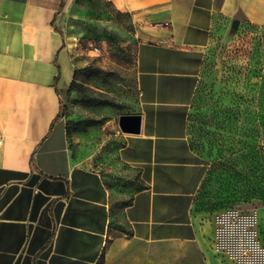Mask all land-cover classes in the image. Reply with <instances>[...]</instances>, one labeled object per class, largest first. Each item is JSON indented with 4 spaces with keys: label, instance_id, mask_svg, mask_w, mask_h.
Instances as JSON below:
<instances>
[{
    "label": "crops",
    "instance_id": "0c3cea01",
    "mask_svg": "<svg viewBox=\"0 0 264 264\" xmlns=\"http://www.w3.org/2000/svg\"><path fill=\"white\" fill-rule=\"evenodd\" d=\"M65 1L0 0V264H264L212 244L186 136L207 45L234 20L264 25V0H109L139 38L140 129L119 153L140 187L122 207L59 117L60 87L82 66L59 24Z\"/></svg>",
    "mask_w": 264,
    "mask_h": 264
},
{
    "label": "rangeland",
    "instance_id": "374dc122",
    "mask_svg": "<svg viewBox=\"0 0 264 264\" xmlns=\"http://www.w3.org/2000/svg\"><path fill=\"white\" fill-rule=\"evenodd\" d=\"M59 16L62 33L82 62L72 81L60 87L67 142L75 157L110 176L112 187L124 194L122 207L140 187L137 173L120 159L127 133L118 125L119 115L138 107L139 38L129 15L109 0H67ZM186 123L202 170L193 209L209 223L212 244L236 258H264V216L257 213L264 207V25L243 23L235 31L214 33ZM237 161L241 181L228 168ZM235 184L246 203H228Z\"/></svg>",
    "mask_w": 264,
    "mask_h": 264
},
{
    "label": "water",
    "instance_id": "95a60500",
    "mask_svg": "<svg viewBox=\"0 0 264 264\" xmlns=\"http://www.w3.org/2000/svg\"><path fill=\"white\" fill-rule=\"evenodd\" d=\"M237 20L231 24V31L237 27ZM141 117L137 113L121 114L118 118V125L122 132L125 133H138L140 129Z\"/></svg>",
    "mask_w": 264,
    "mask_h": 264
},
{
    "label": "trees",
    "instance_id": "16d2710c",
    "mask_svg": "<svg viewBox=\"0 0 264 264\" xmlns=\"http://www.w3.org/2000/svg\"><path fill=\"white\" fill-rule=\"evenodd\" d=\"M237 165H239V162L237 161L236 163H232V166L228 167L233 173H235V175L237 176V179H239V181H241L242 174L240 171H237L234 167H236ZM225 168H227V166H224ZM260 201L261 204H264V193H261L260 196ZM246 196L243 195L240 191V185L235 184V188L233 191V194L230 195L228 203H231L233 205H239V204H243L246 203Z\"/></svg>",
    "mask_w": 264,
    "mask_h": 264
},
{
    "label": "built area",
    "instance_id": "2783aa9c",
    "mask_svg": "<svg viewBox=\"0 0 264 264\" xmlns=\"http://www.w3.org/2000/svg\"><path fill=\"white\" fill-rule=\"evenodd\" d=\"M97 49V48H96Z\"/></svg>",
    "mask_w": 264,
    "mask_h": 264
}]
</instances>
